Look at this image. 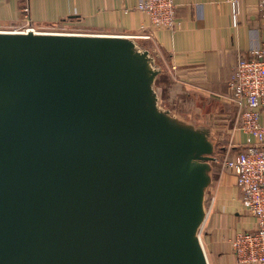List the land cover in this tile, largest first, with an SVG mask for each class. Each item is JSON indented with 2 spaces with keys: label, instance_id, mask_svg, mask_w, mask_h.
Instances as JSON below:
<instances>
[{
  "label": "water",
  "instance_id": "obj_1",
  "mask_svg": "<svg viewBox=\"0 0 264 264\" xmlns=\"http://www.w3.org/2000/svg\"><path fill=\"white\" fill-rule=\"evenodd\" d=\"M133 37L0 31V264H210L211 126Z\"/></svg>",
  "mask_w": 264,
  "mask_h": 264
},
{
  "label": "crops",
  "instance_id": "obj_2",
  "mask_svg": "<svg viewBox=\"0 0 264 264\" xmlns=\"http://www.w3.org/2000/svg\"><path fill=\"white\" fill-rule=\"evenodd\" d=\"M174 2L177 26L171 31L152 27L148 15L138 9L140 0H0V31L23 24L22 8L28 6L33 24L42 28L74 23L101 35H149L137 40L162 68L157 81L161 104L211 126L217 143L223 144L218 157L236 155V146L248 137L239 128L240 113L230 100L228 82L239 60L250 58L264 42L259 0ZM214 183L215 204L202 229V242L210 264H237L232 241L255 229L256 219L243 210L231 171L215 167Z\"/></svg>",
  "mask_w": 264,
  "mask_h": 264
},
{
  "label": "built area",
  "instance_id": "obj_3",
  "mask_svg": "<svg viewBox=\"0 0 264 264\" xmlns=\"http://www.w3.org/2000/svg\"><path fill=\"white\" fill-rule=\"evenodd\" d=\"M238 3V2H237ZM264 18V0H259ZM138 9L148 15L150 24L157 29L174 30L177 26V7L174 0H140ZM23 24L1 32L62 35H101L88 32L74 23L64 27L42 28L33 24L28 6L22 8ZM236 13V18L237 19ZM65 25L73 26L67 31ZM135 39H149V35ZM230 100L240 113V130L247 135L242 146H236V155L214 156L224 170L237 179L243 210L256 219V227L239 233L232 241V253L237 264H264V42L252 50L250 58H241L228 82ZM209 212V211H208Z\"/></svg>",
  "mask_w": 264,
  "mask_h": 264
},
{
  "label": "rangeland",
  "instance_id": "obj_4",
  "mask_svg": "<svg viewBox=\"0 0 264 264\" xmlns=\"http://www.w3.org/2000/svg\"><path fill=\"white\" fill-rule=\"evenodd\" d=\"M61 24H58V27H56L55 29L59 28ZM60 27H64V25H61ZM65 28L67 29V31H72V29L74 28L73 26H70V25H65ZM215 143H216V153H215V156L218 155L217 151L220 153V146H222L223 144H218L217 141H216V138H215ZM219 145V146H218ZM224 154L221 156H219L220 158L223 157ZM218 157V156H217ZM213 164V167H214V171H215V167H221L222 166H219L218 164L216 163H212ZM223 169V168H222ZM224 170V169H223ZM216 183V181H215ZM215 183H214V176H213V184L211 186V188L209 189L208 193H207V208H208V211L210 210V208H212V206L215 204V199H216V195H215V191H214V186H215ZM201 239L203 240V236H202V232H201Z\"/></svg>",
  "mask_w": 264,
  "mask_h": 264
}]
</instances>
